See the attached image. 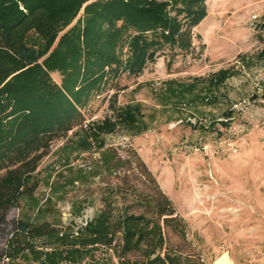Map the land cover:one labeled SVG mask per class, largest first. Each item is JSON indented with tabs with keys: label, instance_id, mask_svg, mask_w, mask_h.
Wrapping results in <instances>:
<instances>
[{
	"label": "trees",
	"instance_id": "trees-1",
	"mask_svg": "<svg viewBox=\"0 0 264 264\" xmlns=\"http://www.w3.org/2000/svg\"><path fill=\"white\" fill-rule=\"evenodd\" d=\"M205 2L0 0V237L10 231L4 259L29 260L34 254L35 260L45 255L46 264H61L86 249L104 247L120 264H205L185 252L191 244L186 221L137 152L122 156L105 142L119 128L131 135L145 131L140 108H118L114 96L109 101L113 119L85 125L84 113L95 91L98 96L108 83L121 90L118 82L124 76H140L167 49L172 52L168 67L176 55L189 53L192 31L207 17ZM83 9L82 20L66 30ZM260 27L264 31V24ZM259 56L264 60V50ZM233 76L219 71L207 87L211 91ZM170 92L184 98L193 91ZM75 129L82 136L79 149L98 156L89 170L71 173L51 192L62 201L73 190V217L95 209L99 196L94 217L61 227L53 197H48L34 219L23 215L9 221L23 199H33L37 169L53 143ZM170 231L182 244L170 242ZM44 237L58 249L37 251L34 240Z\"/></svg>",
	"mask_w": 264,
	"mask_h": 264
},
{
	"label": "rangeland",
	"instance_id": "rangeland-1",
	"mask_svg": "<svg viewBox=\"0 0 264 264\" xmlns=\"http://www.w3.org/2000/svg\"><path fill=\"white\" fill-rule=\"evenodd\" d=\"M207 17L192 31L194 47L176 55L167 49L138 77L124 76L119 91L110 84L100 88L84 109L85 125L113 119L110 102L117 107L140 108L138 118L146 130L131 135L125 128L105 137L107 146L122 156L135 151L172 201L187 224L193 252L205 264H264V0H206ZM84 16V9L69 29ZM126 50H124L125 52ZM125 55V54H124ZM222 70L234 74L224 84L209 90V78ZM59 82L62 78L54 75ZM189 87L185 97L171 89ZM210 97L209 100L205 96ZM110 101V102H109ZM85 127V126H84ZM79 129L55 141L41 161L39 181L33 199H23L9 221L28 215L35 218L53 197L61 227L76 226L94 217L99 206L87 208L82 216L71 215L70 190L66 199L56 200L52 186L89 170L97 158L94 151L79 149ZM69 169H73L70 171ZM9 227L0 237V264H46L29 254L8 262L2 257L9 238ZM172 244H182L172 231ZM37 251L51 253L55 244L48 238L34 240ZM191 247V248H190ZM61 264H120L113 250L89 248L71 255Z\"/></svg>",
	"mask_w": 264,
	"mask_h": 264
}]
</instances>
